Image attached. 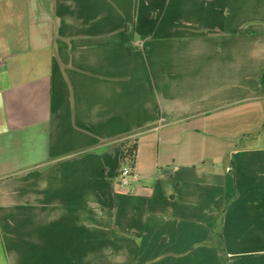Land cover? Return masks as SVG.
Returning a JSON list of instances; mask_svg holds the SVG:
<instances>
[{
  "label": "crops",
  "instance_id": "0c3cea01",
  "mask_svg": "<svg viewBox=\"0 0 264 264\" xmlns=\"http://www.w3.org/2000/svg\"><path fill=\"white\" fill-rule=\"evenodd\" d=\"M263 1L0 0V264H264V147L215 171L207 144L199 168L191 130L142 158L160 122L198 114L177 105L183 80L237 28L262 33ZM221 210L225 254L208 230Z\"/></svg>",
  "mask_w": 264,
  "mask_h": 264
},
{
  "label": "rangeland",
  "instance_id": "374dc122",
  "mask_svg": "<svg viewBox=\"0 0 264 264\" xmlns=\"http://www.w3.org/2000/svg\"><path fill=\"white\" fill-rule=\"evenodd\" d=\"M257 9L260 10L259 7ZM262 14L264 18V1ZM237 31L240 34H246L245 39L239 41V38L235 36L236 33L228 39L225 45L229 56L220 55L227 52L223 53V50L216 46L219 55L214 59L212 72L202 71L204 68H200L198 75L192 80H183L181 100L177 105L179 109H192L187 112L188 114H193L195 111L198 114L192 118L181 116L182 120L176 124L170 123L169 118L160 122L163 123V128L158 131L157 125V129H153L151 133V136L155 138L152 142L153 146L151 144L148 147L149 150L148 148L144 150L142 158L150 154V149H153L155 154L157 152L166 154L170 150L180 149L179 146H175L179 140L178 136L171 137L169 141L162 143L161 138H158L159 133L179 135L189 133L191 130L195 133L193 142L196 141L197 154L194 158L199 160L198 166L201 165L204 150L208 152L206 147L208 144L209 150L214 149V153L209 156L212 160L209 159L208 163L211 168H216L215 171L227 167L223 158H226L230 151L237 150L239 147H264V58L261 60L258 58L260 53L264 55V30L261 33L259 30H252L251 27L247 29L241 27L237 28ZM189 47L192 48V46ZM244 53L245 56H242ZM231 54H241V57L238 55L230 57ZM201 60L200 58L198 61ZM198 67H200L199 64ZM244 72L248 75L247 90L235 91L234 86L229 85L231 77L236 78L238 82L241 79L239 74L242 77ZM257 84H259L258 88H256ZM190 99H198L199 104L196 101L193 105L188 104ZM202 100H206L205 104H202ZM146 138H149L148 135L139 138L142 149L145 148L143 142ZM132 140L135 142V137ZM124 160L125 164L122 168L127 167L132 170L134 166L131 158H124ZM142 162L147 161L142 160ZM214 248L219 252L216 247ZM136 264H139V260H136Z\"/></svg>",
  "mask_w": 264,
  "mask_h": 264
},
{
  "label": "trees",
  "instance_id": "16d2710c",
  "mask_svg": "<svg viewBox=\"0 0 264 264\" xmlns=\"http://www.w3.org/2000/svg\"><path fill=\"white\" fill-rule=\"evenodd\" d=\"M136 141L134 142L133 140L127 143L122 144L123 146V152L122 155L124 158H131L133 159L135 152H136ZM122 156V157H123ZM223 212L222 210L217 213L216 217L214 220L210 223H208V230L209 233L212 236V245L216 247L220 253L225 254L224 251V244H223V238L221 232L218 230V225L222 219ZM227 264V262H226Z\"/></svg>",
  "mask_w": 264,
  "mask_h": 264
},
{
  "label": "built area",
  "instance_id": "2783aa9c",
  "mask_svg": "<svg viewBox=\"0 0 264 264\" xmlns=\"http://www.w3.org/2000/svg\"><path fill=\"white\" fill-rule=\"evenodd\" d=\"M120 184L124 186H130V181L132 178V174L130 173V169L127 167H124L121 169L120 173Z\"/></svg>",
  "mask_w": 264,
  "mask_h": 264
}]
</instances>
